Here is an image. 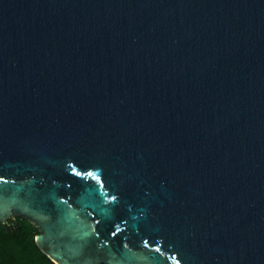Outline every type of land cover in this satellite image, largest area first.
Instances as JSON below:
<instances>
[{
	"label": "water",
	"instance_id": "1",
	"mask_svg": "<svg viewBox=\"0 0 264 264\" xmlns=\"http://www.w3.org/2000/svg\"><path fill=\"white\" fill-rule=\"evenodd\" d=\"M14 217L55 264H264V0H0Z\"/></svg>",
	"mask_w": 264,
	"mask_h": 264
},
{
	"label": "trees",
	"instance_id": "2",
	"mask_svg": "<svg viewBox=\"0 0 264 264\" xmlns=\"http://www.w3.org/2000/svg\"><path fill=\"white\" fill-rule=\"evenodd\" d=\"M37 233L35 225L21 217L0 221V264H55L36 246Z\"/></svg>",
	"mask_w": 264,
	"mask_h": 264
}]
</instances>
